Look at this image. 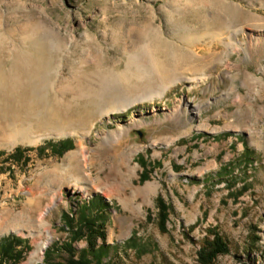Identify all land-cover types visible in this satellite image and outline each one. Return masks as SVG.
I'll return each instance as SVG.
<instances>
[{"label":"rangeland","instance_id":"rangeland-1","mask_svg":"<svg viewBox=\"0 0 264 264\" xmlns=\"http://www.w3.org/2000/svg\"><path fill=\"white\" fill-rule=\"evenodd\" d=\"M236 4L242 12L233 17ZM251 14L264 18V0H0V31L5 35L46 18L65 38L49 51V72H43L47 101L41 97L32 104L34 86L27 82L17 91L7 79L0 87V99L5 101L2 122H24L30 108L54 104L55 92L73 97L79 75L95 67L85 65L87 60L96 57L106 66L124 67L126 51L137 49L130 40L133 29L152 24L161 28L164 38H171L173 30L199 29L189 38L201 41L196 50L204 56L209 52L204 39L220 32L228 42L211 47L210 54L221 57L207 71H184L186 75L162 96L155 94L164 85L142 93L154 99L136 103L130 111L99 118L97 109L106 99L81 98L66 120L48 117L35 124L41 130L63 123L67 129L76 127L71 131L79 134L44 137L37 146L11 147V134L0 139L1 225L15 223L17 214L23 216L19 225L38 217L36 234L26 228L23 233L13 228L0 232V241H12L20 257L14 261L0 255V264H24L40 242L48 245L37 264H71L79 259L80 251L88 249L87 240L73 239V249H67L72 231L64 229L62 214L77 219L80 206L95 196L108 203L102 220L110 249L103 264H204L201 244L212 227L229 248L212 264H264V21L252 20ZM227 18L244 24L247 32L227 31ZM207 25L217 27L204 28ZM3 43L13 44L10 38ZM11 60L0 56L6 78ZM58 66L56 73L53 68ZM90 117L94 119L88 123ZM81 127L88 128L83 132ZM81 133H85L81 143L90 150L96 187L83 182L77 188L71 177L57 171L77 165L72 153ZM222 165L228 169L219 174ZM72 170L78 173L75 167ZM60 190L63 200H54ZM159 196L168 205L166 230L159 224ZM90 206L100 213L99 205ZM79 225L77 221L75 227ZM96 242L101 244L102 239ZM52 246L60 251L45 260L44 253ZM87 258L96 263L90 253Z\"/></svg>","mask_w":264,"mask_h":264},{"label":"bare ground","instance_id":"bare-ground-1","mask_svg":"<svg viewBox=\"0 0 264 264\" xmlns=\"http://www.w3.org/2000/svg\"><path fill=\"white\" fill-rule=\"evenodd\" d=\"M223 3L226 2L223 1ZM232 7L231 15H233V17L239 16L242 12V7L239 4ZM251 17L254 21H264V18L257 14H251ZM230 20L231 18L225 19V26H228L226 27L227 31L240 30L247 32L248 28H246L244 24L234 23ZM207 27L217 26L207 25L204 28ZM181 29H178L179 32L173 30L171 38H164L161 28L154 27L152 24L143 28L133 29L131 31L130 40L131 43L136 45L135 47H137V49L126 51L127 58L125 59L124 67L117 68L115 66H106L96 57H94L93 60H87L85 65L94 63L95 67L91 70L85 69L82 71V74L79 75L80 77L76 82L78 91L73 97L65 98L63 93L57 95V92H55L54 104L47 107L44 106V108H42L41 105H37L38 109L33 107L30 108L26 113L30 118L24 122H2L0 118V139L10 138L11 134L13 138L11 142L12 146L10 145L11 147H15L20 143L37 146L40 144L39 142L42 141L43 137L79 134L76 131H71V129H75L76 127L67 129L66 125L63 123L55 126V123L52 125L48 124V122V125L41 130L35 129V124L37 122H45L48 117L55 121L66 120L65 118H68L73 105L81 98L94 97L102 101L106 99V102L97 109V116H106L114 111L119 112L127 108L130 104H136L142 93L164 85L162 90H159L155 94L156 96H162L164 94L162 93L163 89L168 88L171 82L176 80L175 78L186 75L183 73L184 71H189L191 73L205 72L207 68L212 67L215 60H220V54L218 58H215L210 54V50L215 44H221L223 46L228 44L225 40V36L221 35L222 33L217 32L215 33L216 37L204 39V41H208L209 44V52L204 56L196 50V44L201 41H191V37L189 38L191 32L199 29L184 28L182 31ZM249 35L252 37V33H249ZM9 38L13 43L11 46L3 43L4 40ZM93 38L94 37H88L90 41ZM61 43H65L63 34L57 29L56 25L50 24L46 18L36 20L34 23L23 24V28L18 30L14 29L8 35L0 31V56L3 55L12 59L7 78L5 77L6 73L2 71V64L0 63V87L5 85L8 79L10 85L18 89L17 91H20L25 84L29 82L34 86L30 102L34 104L41 97L46 100L49 89L48 86L44 84L43 72L45 71L46 74L49 72L47 69L50 66L48 60L49 51L55 47L58 48ZM182 44L188 47H184ZM4 50L6 51V55L4 54ZM59 66L53 68L54 72L57 73ZM51 85V88L54 89L53 81ZM15 93L17 92L15 91ZM4 102V99L1 98L0 116L2 115V103ZM91 119H94V117H90L88 123ZM87 128L88 127H81V130L85 132ZM84 134L85 133H81L77 141V149L72 153V156L77 161V165L68 164L66 167L63 166L60 170H57L63 177H71L70 180H73L72 185L77 188L82 187L83 185H80V183L83 182L93 183V180H91L92 171L89 167L90 150L81 143ZM1 146L0 144V147ZM74 167L78 173L72 172ZM87 168H89L88 171ZM37 180H39V178H37ZM92 186L96 187L97 185L93 183ZM146 190H148V188H146ZM63 197V190H60L57 196L54 195V200H63ZM33 200L35 201L34 198L30 199V201ZM49 208L48 206L47 209L44 210L45 213L49 211ZM44 211L40 214V218L45 214ZM11 214L14 215L12 211ZM22 217V214H17L13 217V222L15 223L12 222V225L9 223L10 225L7 224L2 226L3 218L0 215V232L5 230L11 231V228H13L23 233V229L26 228V230H30V234H36L37 229L34 228L37 226L35 222H37L38 217L34 223L31 219L27 225H19V220H21ZM41 222L43 224L47 223ZM45 230L47 235H50L49 228ZM47 245L48 242H40L24 264H37V257L44 251Z\"/></svg>","mask_w":264,"mask_h":264},{"label":"trees","instance_id":"trees-1","mask_svg":"<svg viewBox=\"0 0 264 264\" xmlns=\"http://www.w3.org/2000/svg\"><path fill=\"white\" fill-rule=\"evenodd\" d=\"M62 145H64V143H62ZM141 165L145 166V169L142 172V177L146 179L148 177V174H146L145 171L148 172V170L146 169V161L143 157L141 160ZM227 169L228 167L226 165H222L219 174H222V172ZM95 198L96 196L93 197L88 202V204L85 203L80 206V211L77 219L69 213L62 214V217H64V229L67 228L68 230L72 231V238H70V242L66 244L68 247L67 249H73L72 241L73 239L77 238H86L88 245V249H82L80 251L79 259H74L73 261H71V264H103L102 259L106 257L109 252L110 245L107 244L104 239L106 237V230L104 229V220H102V212L106 208V206H108V203L102 198H98L96 200ZM92 203H94L95 205H99V207L101 208L100 213H98V211L100 210L99 208L97 211L93 210L94 207L90 208V205H92ZM156 205L158 207L160 227L162 230H166V221L168 219V205L160 196L158 197V202ZM98 219H100L101 221H98ZM77 221L80 223V225L75 227ZM98 238L102 239L101 244H97L96 241ZM58 247L59 246L49 247L44 253V259H50L55 250L60 251ZM62 249H66L63 244ZM228 250L229 248L227 242L224 240L220 231H218L215 227H212L208 229V233L204 237L203 243L201 244L199 255L200 260L204 264H212L217 255L221 253H227ZM88 253L94 256L96 263H94L95 261L93 262L87 258ZM0 255L9 259H13L14 261H17V259L20 258L19 254L14 251L13 242L10 240L0 241ZM10 264L14 263L11 262Z\"/></svg>","mask_w":264,"mask_h":264}]
</instances>
